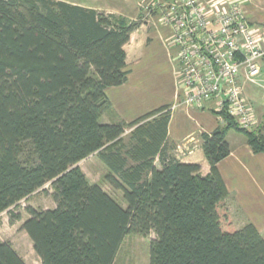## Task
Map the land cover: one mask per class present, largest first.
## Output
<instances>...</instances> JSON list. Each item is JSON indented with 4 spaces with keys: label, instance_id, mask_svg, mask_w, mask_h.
<instances>
[{
    "label": "trees",
    "instance_id": "1",
    "mask_svg": "<svg viewBox=\"0 0 264 264\" xmlns=\"http://www.w3.org/2000/svg\"><path fill=\"white\" fill-rule=\"evenodd\" d=\"M144 13L133 21L57 0H0V214L21 221L11 208L51 186L56 206L28 207L22 225L41 264H115L126 237L151 233L150 264H264L252 224L223 230L229 192L218 171L231 153L229 131L264 154L263 129L216 112L225 125L200 135L211 167L203 177L173 152V107L101 122L112 111L106 90L128 80L125 46ZM95 154L124 204L78 166ZM0 264L27 263L0 243Z\"/></svg>",
    "mask_w": 264,
    "mask_h": 264
},
{
    "label": "crops",
    "instance_id": "2",
    "mask_svg": "<svg viewBox=\"0 0 264 264\" xmlns=\"http://www.w3.org/2000/svg\"><path fill=\"white\" fill-rule=\"evenodd\" d=\"M57 1L133 21L141 16L147 2ZM244 11L251 25L263 28L264 0H244ZM171 36V29L157 22L153 25L146 22L131 35L125 46L128 80L121 86L106 90L112 111L103 115L101 122L113 124L124 121L129 124L160 108L173 107L168 126V138L174 147L173 152L180 156L183 163L200 165L204 177L210 174L211 167L203 152L200 135L213 133L224 126L225 122L216 114L214 103L198 107L181 104L174 62L176 49L171 45ZM242 82L245 96L264 127V89L248 81L244 74ZM227 142L231 153L218 164V171L229 192L219 209L223 230L234 233L252 224L264 238V154L254 153L245 135L235 130L229 131ZM156 165L159 167L158 161Z\"/></svg>",
    "mask_w": 264,
    "mask_h": 264
},
{
    "label": "built area",
    "instance_id": "3",
    "mask_svg": "<svg viewBox=\"0 0 264 264\" xmlns=\"http://www.w3.org/2000/svg\"><path fill=\"white\" fill-rule=\"evenodd\" d=\"M162 24L172 32L181 104L214 103L241 128H256L242 76L264 89V31L247 20L244 0H171Z\"/></svg>",
    "mask_w": 264,
    "mask_h": 264
},
{
    "label": "rangeland",
    "instance_id": "4",
    "mask_svg": "<svg viewBox=\"0 0 264 264\" xmlns=\"http://www.w3.org/2000/svg\"><path fill=\"white\" fill-rule=\"evenodd\" d=\"M170 2L171 0H147L144 5V19L147 24L151 23L153 25V23L157 22L163 25V12ZM257 28L264 31V26L262 29L258 26ZM258 128L264 129L260 121L259 125L250 131ZM130 131L127 132L129 133ZM128 137L129 135L127 134L125 139ZM179 155L183 156L180 153ZM78 166L82 169L91 184L102 186L103 189L118 199L121 204H124L121 194L112 190L105 182L108 171L96 154L82 161ZM45 189L48 191L47 193L38 191L28 200H23L11 208L13 214L20 215L21 221L12 222L10 214L7 212L0 214V243L10 244L27 264H41L29 236L22 230V225L30 218L27 208L32 207L36 210H47L53 209L56 206L53 200L54 190L50 185L45 186ZM155 238L156 235L154 233H151L149 236L130 235L126 237L117 254L115 264H150V246L151 241Z\"/></svg>",
    "mask_w": 264,
    "mask_h": 264
}]
</instances>
